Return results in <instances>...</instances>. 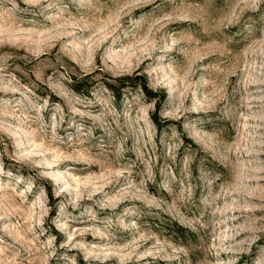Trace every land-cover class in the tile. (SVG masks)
<instances>
[{"label":"rangeland","instance_id":"374dc122","mask_svg":"<svg viewBox=\"0 0 264 264\" xmlns=\"http://www.w3.org/2000/svg\"><path fill=\"white\" fill-rule=\"evenodd\" d=\"M0 264H264V0H0Z\"/></svg>","mask_w":264,"mask_h":264},{"label":"trees","instance_id":"16d2710c","mask_svg":"<svg viewBox=\"0 0 264 264\" xmlns=\"http://www.w3.org/2000/svg\"><path fill=\"white\" fill-rule=\"evenodd\" d=\"M141 83V86H143V89L145 90V93L146 94H150L151 91L147 88V84H146V81L143 79L142 81H140Z\"/></svg>","mask_w":264,"mask_h":264}]
</instances>
